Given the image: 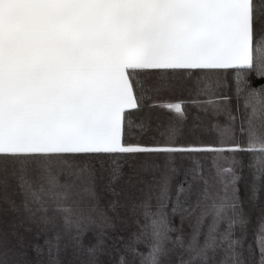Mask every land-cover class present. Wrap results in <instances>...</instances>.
Listing matches in <instances>:
<instances>
[{
	"label": "snow or ice",
	"instance_id": "1",
	"mask_svg": "<svg viewBox=\"0 0 264 264\" xmlns=\"http://www.w3.org/2000/svg\"><path fill=\"white\" fill-rule=\"evenodd\" d=\"M196 69L235 73L238 131L246 143L236 140L232 97L215 90L220 81L191 100L150 105L179 120L189 103L213 118L223 115V124H210L218 144L126 143L132 126L126 114L151 99L150 91L171 87H145L134 79L137 70ZM141 153L166 158L145 161L128 175L126 203L109 201L116 219L124 207L136 225L127 238L113 239L107 232L115 229L113 217L99 204L103 177L80 157ZM198 153L215 154L207 171L198 159L190 167L176 162V154ZM224 153L250 154L248 200L258 202L264 192V0H0V188L19 190L21 205L5 199L12 211L22 208L19 226L27 221L36 240L43 236L31 248L37 257L46 252L47 264H62L69 249L79 264H100L109 239L116 255L106 264H264V214L247 242L250 221L238 187L243 163ZM123 176L119 166L112 168L104 187L113 196L120 195L113 185ZM176 215L179 226L172 222ZM17 226L10 234L0 231V264H29ZM91 226L94 242L85 245ZM9 235L17 237L15 245Z\"/></svg>",
	"mask_w": 264,
	"mask_h": 264
},
{
	"label": "trees",
	"instance_id": "2",
	"mask_svg": "<svg viewBox=\"0 0 264 264\" xmlns=\"http://www.w3.org/2000/svg\"><path fill=\"white\" fill-rule=\"evenodd\" d=\"M260 26L257 25L259 31ZM234 75L232 70L224 71H209V70H137V74L134 79L140 80L145 87L153 86L155 88L159 84L166 83L171 87H168L159 92L153 90L147 93L151 96V99H146L143 105L138 110L129 111L126 116L127 119L132 122V126L126 130L125 142L131 144H142V145H163V144H174V145H213L218 144L220 138L217 133L210 128L212 122H218L223 124L225 117L223 115L213 118L209 114H205L196 107H193L190 103L186 105L185 112L186 118L179 120L173 113L161 109L159 107H150V105L157 100H191L196 98V93L202 89L205 85L211 83L215 85L217 81H220L222 86L216 88L217 92L229 95L232 97L231 107L233 114L237 116L235 126L237 128L236 140L241 143H246V138L241 136L238 129L240 126L241 113L236 111V101L234 96ZM200 99L207 97L201 96ZM199 118V119H197ZM141 125V127H137ZM172 126L176 129L174 134H171L168 129ZM225 142H229L225 140ZM215 154L213 153H198L193 154L191 157L182 156L176 154V162L178 165L183 167H190L192 159H198L204 163L205 170L207 171L210 162ZM225 157L231 159L235 156L237 160L242 161L243 167L240 169L242 179L238 183L239 195L242 200V207L249 223L247 225V242H252L253 233L257 225L258 218L264 214V192H261L260 199L258 202H250L248 200V185L252 182L251 170L247 167L250 162V154L247 153H224ZM166 158V154H147L141 153L136 155H120V154H92L87 156H81L80 159L86 160L93 164L97 169L98 173L103 177L98 182L97 191L100 194V209L107 212V215L113 217L115 223V229L107 230L108 236L113 239L117 236H123L127 238L130 233L136 231V225L132 223L131 215L127 208L121 207L117 209L121 219H116V213L108 209V203L111 200L118 199L121 204L127 202L130 191L126 186L125 181L128 175L134 170L139 169L145 161H155L156 163L162 164ZM115 161V165L113 164ZM220 163L223 166H228L227 162L222 160ZM119 166L124 173L123 178L118 181L113 187L120 193V195L113 196L112 193L108 192L104 185L107 183L109 174L113 167ZM145 178H149L145 175ZM183 179V174L177 176L173 181L175 186L180 180ZM138 195V194H137ZM15 201L19 206L22 203V195L19 190L15 188V185L7 189L0 188V231L4 233H11L13 231L12 225H18L15 228V232L18 236L24 237V243L27 246L26 260L29 264H47V254L37 257L32 251V243H43V236L39 240L35 239L36 227L29 224L27 221L24 222L23 226H19L20 220L23 218V210L12 211L9 203L5 199ZM171 214V209H168ZM172 222L174 226H179V216H172ZM25 227H31V232H26ZM184 229L188 231V222L184 224ZM95 226H91L89 232L84 237L85 245L94 242L93 231ZM238 234V233H237ZM16 236L9 235L11 245L16 244ZM110 249L108 255H100V264H106L110 258L116 255L114 250H111L112 240L107 241ZM143 248V245H141ZM80 259H84L83 256ZM62 264H79V260L74 259L72 250L69 249L67 252H62L60 255ZM112 264H115L114 260Z\"/></svg>",
	"mask_w": 264,
	"mask_h": 264
}]
</instances>
